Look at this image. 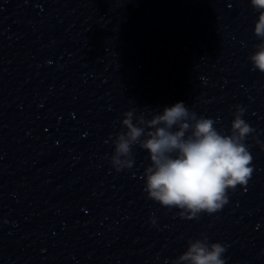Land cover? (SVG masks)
Here are the masks:
<instances>
[{"label":"water","instance_id":"obj_1","mask_svg":"<svg viewBox=\"0 0 264 264\" xmlns=\"http://www.w3.org/2000/svg\"><path fill=\"white\" fill-rule=\"evenodd\" d=\"M257 17L249 0H0V264H172L203 237L264 264ZM177 102L222 134L239 105L254 130L250 179L195 219L147 197L146 150L110 163L124 112Z\"/></svg>","mask_w":264,"mask_h":264},{"label":"clouds","instance_id":"obj_2","mask_svg":"<svg viewBox=\"0 0 264 264\" xmlns=\"http://www.w3.org/2000/svg\"><path fill=\"white\" fill-rule=\"evenodd\" d=\"M249 3L258 11L253 34L260 43L248 59L264 73V0ZM136 111L123 113L120 123L125 131L112 140L110 163L117 172L130 169L133 145L146 150L151 163L144 169L143 190L162 207L178 209L185 219L212 214L227 203L229 190L243 187L250 179L253 157L244 140L254 130L241 118V106H236L229 134H222L213 119L198 117L183 102L162 112L146 109L136 115ZM225 250L220 243H209L207 237L190 240L172 264H225Z\"/></svg>","mask_w":264,"mask_h":264}]
</instances>
